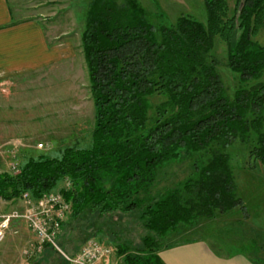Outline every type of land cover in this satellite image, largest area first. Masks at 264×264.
<instances>
[{
	"label": "trees",
	"instance_id": "1",
	"mask_svg": "<svg viewBox=\"0 0 264 264\" xmlns=\"http://www.w3.org/2000/svg\"><path fill=\"white\" fill-rule=\"evenodd\" d=\"M226 1L202 0L204 23L180 15L164 26L151 24L137 0H89L79 38L93 106L89 145L0 172V200L38 199L63 182L57 192L70 218L137 213V241L108 234L122 264H163L158 252L168 245L161 241L178 225L244 210L225 150L251 143L250 168H264V45L254 40L264 0H236L230 17ZM215 38L225 45L224 66L237 75L231 97L209 54ZM153 96L163 100L151 108ZM183 153L197 156L192 175L151 196L157 171Z\"/></svg>",
	"mask_w": 264,
	"mask_h": 264
},
{
	"label": "rangeland",
	"instance_id": "2",
	"mask_svg": "<svg viewBox=\"0 0 264 264\" xmlns=\"http://www.w3.org/2000/svg\"><path fill=\"white\" fill-rule=\"evenodd\" d=\"M88 1H26L32 6H40L38 14L43 18L39 19L41 21L45 19L57 28L60 26L61 34L66 33L65 37H68L74 46V57L68 61V64L55 65L52 73H39L36 82H32V86L35 88L32 90V97L33 94H36L35 100L38 106V134L34 140L36 144L47 145L42 148L36 147L33 151L36 155L56 156L66 147L86 148L89 145L93 124V106L79 47ZM137 1L153 25L168 26L174 23L180 15L190 16L202 23L205 20L202 0H155L159 7L158 10L155 9L151 0ZM235 1H226L228 17L233 14ZM160 13L161 17L157 18L156 15ZM254 40L260 45H264V26ZM209 54L218 61L216 71L227 96L231 97L239 83L237 75L231 73L224 66V43L215 38ZM256 82H251L248 85ZM258 82H264V72ZM162 100L163 98L159 96L151 97L149 99L151 108ZM152 112L151 109L149 116H152ZM34 144L35 142L31 146ZM250 146L251 143L245 145L234 142L225 150L232 169L236 195L241 199L244 210L237 207L224 214H218L213 219H199L187 225L180 224L174 232L162 239V246H179L189 244L192 240L201 238L200 236L207 237V239L210 237L214 241V245L221 246L222 251H227V254L236 253L235 251L242 252L253 256L252 259L260 264H264V168L257 162L250 168L251 164L247 159ZM196 157V155L183 153L178 160L163 164L157 171L149 194L154 196L165 190L180 187L192 175V163ZM12 164L15 162L8 164V170ZM55 190L51 193L60 189ZM137 216V213L134 212L129 214L114 213L104 219L86 214L70 218L69 213L64 220L62 232L56 239V243L59 249L68 255L91 239L104 240L113 249V245L108 241L110 232H117L118 235L125 232L124 235L132 240L139 239L142 228ZM47 257L56 264H65L59 254L53 253L52 250L48 251ZM112 262L114 264L121 263V258L117 257L115 252L112 253Z\"/></svg>",
	"mask_w": 264,
	"mask_h": 264
},
{
	"label": "crops",
	"instance_id": "3",
	"mask_svg": "<svg viewBox=\"0 0 264 264\" xmlns=\"http://www.w3.org/2000/svg\"><path fill=\"white\" fill-rule=\"evenodd\" d=\"M26 1L0 0V172H8L9 163L19 165L37 156L33 151L39 145L47 147L34 140L38 134V106L36 94L32 97V82H36L39 73H52L55 65L68 64L74 57V46L66 33L61 34L60 26L41 21L40 6ZM62 187L63 182H59L55 189ZM20 207L18 200H0V215ZM200 237L189 244L162 248L159 258L163 264H260L251 255L238 251L227 254L210 237ZM32 242L33 235L26 225L11 221L9 232L0 243V264H56L47 257L49 248L26 260L22 251ZM107 264H114L112 256Z\"/></svg>",
	"mask_w": 264,
	"mask_h": 264
},
{
	"label": "built area",
	"instance_id": "4",
	"mask_svg": "<svg viewBox=\"0 0 264 264\" xmlns=\"http://www.w3.org/2000/svg\"><path fill=\"white\" fill-rule=\"evenodd\" d=\"M16 170V163L9 168L10 172ZM18 201L21 203L19 209L0 215V243L9 232L11 221L16 220L23 222L33 235V242L22 251L26 260L35 258L46 247L58 253L67 264H107L113 249L97 239L88 240L71 255L59 249L56 239L70 212L69 203L59 192L47 193L38 199H31L29 195L23 194Z\"/></svg>",
	"mask_w": 264,
	"mask_h": 264
}]
</instances>
